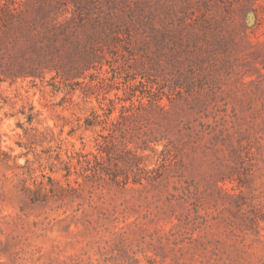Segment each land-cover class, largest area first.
<instances>
[{
	"label": "rangeland",
	"instance_id": "obj_1",
	"mask_svg": "<svg viewBox=\"0 0 264 264\" xmlns=\"http://www.w3.org/2000/svg\"><path fill=\"white\" fill-rule=\"evenodd\" d=\"M27 7L60 68L0 76V264H264V0Z\"/></svg>",
	"mask_w": 264,
	"mask_h": 264
},
{
	"label": "trees",
	"instance_id": "obj_2",
	"mask_svg": "<svg viewBox=\"0 0 264 264\" xmlns=\"http://www.w3.org/2000/svg\"><path fill=\"white\" fill-rule=\"evenodd\" d=\"M27 6L28 0H0V76L6 79L36 78L46 69L60 68L58 56L51 51L52 27L36 20L41 14L39 8ZM8 59L11 63L5 62ZM16 60L19 63L15 67Z\"/></svg>",
	"mask_w": 264,
	"mask_h": 264
}]
</instances>
